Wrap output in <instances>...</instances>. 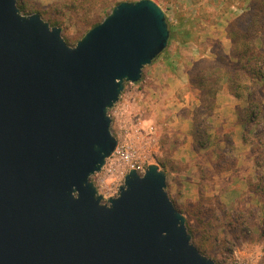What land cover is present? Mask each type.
<instances>
[{
    "label": "water",
    "instance_id": "obj_1",
    "mask_svg": "<svg viewBox=\"0 0 264 264\" xmlns=\"http://www.w3.org/2000/svg\"><path fill=\"white\" fill-rule=\"evenodd\" d=\"M168 37L153 0L118 2L74 45L0 0V264H216L157 164L105 203L90 180L117 145L109 108Z\"/></svg>",
    "mask_w": 264,
    "mask_h": 264
},
{
    "label": "rangeland",
    "instance_id": "obj_2",
    "mask_svg": "<svg viewBox=\"0 0 264 264\" xmlns=\"http://www.w3.org/2000/svg\"><path fill=\"white\" fill-rule=\"evenodd\" d=\"M19 1L22 14L38 13L74 45L118 2L137 0ZM153 1L164 11L171 36L143 67L140 81L126 82L109 108L116 151L90 180L105 203L117 195L129 169L142 174L157 164L201 254L216 264H264V117L237 125L246 104L226 89L207 115L198 109L200 91L188 79L193 61L213 60L218 49L229 53L227 25L249 0ZM261 98L264 112V87Z\"/></svg>",
    "mask_w": 264,
    "mask_h": 264
},
{
    "label": "trees",
    "instance_id": "obj_3",
    "mask_svg": "<svg viewBox=\"0 0 264 264\" xmlns=\"http://www.w3.org/2000/svg\"><path fill=\"white\" fill-rule=\"evenodd\" d=\"M16 5L20 12L25 9L19 0H16ZM168 29L169 39L171 29ZM226 31L231 43L229 53L218 49L213 60L201 58L193 61L188 79L200 91L198 109L203 113L208 115L213 111L217 93L226 89L245 102L244 112L238 121L248 125L259 115L264 117L261 110V88L264 87V0H249L247 8L228 23ZM233 166L234 162L225 168L217 167L216 171ZM187 231L189 233V229Z\"/></svg>",
    "mask_w": 264,
    "mask_h": 264
},
{
    "label": "crops",
    "instance_id": "obj_4",
    "mask_svg": "<svg viewBox=\"0 0 264 264\" xmlns=\"http://www.w3.org/2000/svg\"><path fill=\"white\" fill-rule=\"evenodd\" d=\"M187 80H188V79H187ZM226 94H228V95H227L228 97H226V98H230L231 100H234V102H236V98H234L232 95H230V93L227 92ZM224 95H225V92H224V93H221V94H220V92L217 93V95H216V100H215L217 104H218V101H219V100H218V99H219V96H224ZM235 122H236V121H235ZM236 123H237V122H236ZM237 125H239V126L241 127V126H242V123L238 121ZM241 132H242V129H241L240 133H241Z\"/></svg>",
    "mask_w": 264,
    "mask_h": 264
},
{
    "label": "built area",
    "instance_id": "obj_5",
    "mask_svg": "<svg viewBox=\"0 0 264 264\" xmlns=\"http://www.w3.org/2000/svg\"><path fill=\"white\" fill-rule=\"evenodd\" d=\"M116 151V150H115ZM122 156H124L125 158H127L128 157V155L124 152H122ZM137 171V170H136ZM138 172V171H137Z\"/></svg>",
    "mask_w": 264,
    "mask_h": 264
}]
</instances>
